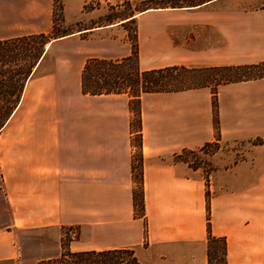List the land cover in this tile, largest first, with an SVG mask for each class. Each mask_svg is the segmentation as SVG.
I'll return each instance as SVG.
<instances>
[{"label":"crops","instance_id":"obj_1","mask_svg":"<svg viewBox=\"0 0 264 264\" xmlns=\"http://www.w3.org/2000/svg\"><path fill=\"white\" fill-rule=\"evenodd\" d=\"M62 3L67 18L84 2ZM234 4L210 0L190 11L149 10L71 33L56 41L65 50L81 39L90 56L57 54L50 71L38 74L51 42L44 48L0 126V264L56 258L61 237L54 230L68 228L77 234L71 252L132 249L141 264H207L209 232L224 239L226 264H264V145L216 164L206 179L169 161L213 142L264 137V78L216 88L217 130L211 88L142 94L139 150L127 94L89 96L80 89L87 58L130 55L129 23L136 25L141 71L264 61V9ZM52 12L53 0H0V41L48 33ZM138 151L141 216L132 201Z\"/></svg>","mask_w":264,"mask_h":264},{"label":"trees","instance_id":"obj_2","mask_svg":"<svg viewBox=\"0 0 264 264\" xmlns=\"http://www.w3.org/2000/svg\"><path fill=\"white\" fill-rule=\"evenodd\" d=\"M53 8L60 4L59 0L53 1ZM58 7V6H57ZM177 8V7H173ZM180 8V7H178ZM58 13H61V6L59 5ZM54 11L52 16V26L48 33L20 37L11 40L0 41V88H6V95L11 97V102L8 101L10 107L6 111V115L0 119V126L6 121L7 117L12 112L17 104L24 84L32 68L40 59L46 44L50 39H59L67 36L66 32H60L56 27V20L54 19ZM62 21L59 19L58 22ZM136 32V30H135ZM135 41L131 48V53L128 57L120 60H105L95 57L88 58L82 68L80 74V89L83 95L96 96V95H109V94H127L131 99L129 103V110L132 114L130 121V130L138 129L137 149H140L141 141L139 135L140 129V96L149 93H176L188 91L199 88H211L212 90V113H213V126L217 130V101H216V88L220 85L237 83L244 81H253L264 78V72L259 73V69L264 67V61L252 65H239V66H224L215 68H187L184 66H173L162 69H153L141 71L138 65V47L136 33ZM20 40H38V47L36 57L29 64L25 70H12L2 71V68L9 67L12 63L17 62V52H21L22 48L16 47L17 42ZM27 46V45H25ZM134 62L130 66V62ZM257 71L251 75L237 74L240 71ZM206 73L204 76L205 82L197 85H191L188 78L190 73ZM230 75H239L240 77L231 78ZM189 80V81H188ZM14 84L19 85V90L15 93ZM12 90V91H11ZM137 122V126L134 122ZM218 140V139H217ZM209 145V144H208ZM264 145V137L255 140L253 146ZM207 146V145H206ZM175 157H178L176 155ZM131 176L134 183L132 190L133 210L135 216H141L144 213L143 195H142V158L138 151L137 156L132 160ZM209 229V227L207 226ZM219 242L222 245V264H226V243L222 238H214L208 232L206 256L207 261L210 258L211 243ZM39 264H141L135 256L132 249H114L106 251H80L71 252L68 248H62L59 256L56 259L42 260Z\"/></svg>","mask_w":264,"mask_h":264},{"label":"rangeland","instance_id":"obj_3","mask_svg":"<svg viewBox=\"0 0 264 264\" xmlns=\"http://www.w3.org/2000/svg\"><path fill=\"white\" fill-rule=\"evenodd\" d=\"M73 1L74 0H72V2ZM206 1H210V0H83L84 3L82 4L78 14L72 15L71 13V16H67V18H65L64 6H63L64 4L62 3V0H59L60 2L59 5L61 6L62 12L61 13L57 12L59 5H57L58 7L56 6L55 9L53 8V11L55 17L54 19L56 20L57 30L60 32H66L67 34H71L88 28L107 26L112 23L119 24L122 20L128 17L138 15L139 13L149 10L175 9L173 7H177V8L180 7L190 11V10H194L198 5H201ZM234 5L236 9L242 11L264 9V0H235ZM69 7H70L69 9H71L72 11V9L76 7V5L74 3H70ZM52 16H53V12H52ZM61 17H62V21L58 22L59 19H61ZM135 30H136V25L134 23H129L128 25H124V31H125V32L123 31L124 36L128 38L131 48L135 41V35H134ZM123 32H120L119 35L123 34ZM54 40L56 41L57 39H53V38L50 39L51 44L49 45L48 54L45 58L44 64L42 65V68L38 71V74L46 73L50 71L54 56H56L57 54H59L61 58L69 57L66 55L72 54L74 51H77V53L79 52L82 53V55H79L80 58L82 56L86 57L88 54H90V53H85L86 51L84 48H82L81 39H76V41H73L72 45L67 44L66 45L67 47L65 46V48L68 49L73 48V49L72 50L65 49L66 52H64L65 50L63 49L64 47V45H62L63 41L53 42ZM38 42H39L38 40H31V41L20 40L19 42H17L18 45H16V47L18 48V50L19 48H22L21 52L19 51L14 54V55L17 54L16 57L17 62L12 63L8 68L5 67L2 68L1 70L12 71V70H25L26 67L28 68L29 64L36 57L35 56L37 54L36 51L39 50V47L37 45ZM129 64L130 66H133L134 62L132 61ZM258 72L259 73L264 72V67L260 68ZM254 73H257V71L256 72L253 70L240 71L237 74H240L241 76V75H251ZM205 75L206 73L194 72L188 74V78L191 82V85L193 84L197 85L205 82V78H204ZM230 76L231 78L240 77L239 75H230ZM14 86L15 88L13 91L17 93V91L19 90V85L14 84ZM6 90L7 89L4 87L2 89L0 88V119H2L6 115L5 110H7L8 107H10L8 101L11 102L12 100L11 97H8V95H6ZM134 125L137 126L136 121L134 122ZM256 139L247 140V141L238 140V141L213 142L197 150L182 151L177 154L178 157H173L172 159L170 158L169 161H171L172 163L184 164L186 166L187 173L189 176H191L193 171L198 170L197 175L206 179L210 174V172L215 169L216 164L221 166L228 165L242 158L243 154L251 146H253ZM134 144L135 145L138 144L137 136L134 138ZM137 154L138 152L135 153V156H137ZM69 231L76 232L74 228L54 230V232H56V235L58 234L61 237L59 244L60 249L68 248L69 242H72L68 238ZM210 247L211 250H213V253H210L211 255L209 260L207 261V264H222L221 243L213 242L211 243ZM74 249H76L75 245H74ZM134 253L135 256H137L138 259L142 261V257L139 254V250H137V253L136 252ZM206 260H207V256H206Z\"/></svg>","mask_w":264,"mask_h":264},{"label":"built area","instance_id":"obj_4","mask_svg":"<svg viewBox=\"0 0 264 264\" xmlns=\"http://www.w3.org/2000/svg\"><path fill=\"white\" fill-rule=\"evenodd\" d=\"M75 237H76V232L75 231H69L68 232V238L71 240V241H74L75 240ZM64 239V237H63Z\"/></svg>","mask_w":264,"mask_h":264},{"label":"bare ground","instance_id":"obj_5","mask_svg":"<svg viewBox=\"0 0 264 264\" xmlns=\"http://www.w3.org/2000/svg\"><path fill=\"white\" fill-rule=\"evenodd\" d=\"M47 45H48V44H47ZM47 45H46V46H47Z\"/></svg>","mask_w":264,"mask_h":264}]
</instances>
